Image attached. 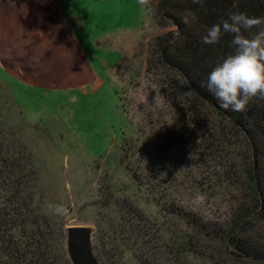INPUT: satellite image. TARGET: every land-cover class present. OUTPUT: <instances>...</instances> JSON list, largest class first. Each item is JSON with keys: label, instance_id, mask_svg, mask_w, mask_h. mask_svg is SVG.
<instances>
[{"label": "trees", "instance_id": "1", "mask_svg": "<svg viewBox=\"0 0 264 264\" xmlns=\"http://www.w3.org/2000/svg\"><path fill=\"white\" fill-rule=\"evenodd\" d=\"M151 1L158 27L175 28L149 43L147 71L160 64L175 72L218 120L208 115L191 131L192 116L200 115L176 93L175 82L162 84L170 109L156 111L155 123L147 113L148 123L185 117L177 151L156 139L124 153L130 158L124 167L155 215L132 207L131 216L108 218L94 257L99 264H122L123 247L138 264H264V97L251 98L242 111L220 107L202 82L218 59L233 52L232 36L225 33L211 45L201 40L233 12L264 18V0ZM259 30L264 23L250 31ZM13 105L0 95V264H73L39 168L2 113Z\"/></svg>", "mask_w": 264, "mask_h": 264}, {"label": "rangeland", "instance_id": "2", "mask_svg": "<svg viewBox=\"0 0 264 264\" xmlns=\"http://www.w3.org/2000/svg\"><path fill=\"white\" fill-rule=\"evenodd\" d=\"M61 1L65 9L47 21L36 0H0V95L14 104L2 113L39 168L49 211L63 222L67 251L81 245L94 255L108 218L131 216L132 207L155 215L124 167L130 159L124 153L156 139L177 151L185 117L175 114L156 124L152 118L170 109L162 84H178L176 93L200 115L192 116L191 131L215 113L180 85L175 72L160 64L147 71L149 43L175 28L158 27L151 0ZM52 8L61 12L51 3L48 11ZM18 27L24 29L12 34ZM31 29L44 41H31ZM95 38L108 52L102 62ZM147 113L154 123H148Z\"/></svg>", "mask_w": 264, "mask_h": 264}, {"label": "clouds", "instance_id": "3", "mask_svg": "<svg viewBox=\"0 0 264 264\" xmlns=\"http://www.w3.org/2000/svg\"><path fill=\"white\" fill-rule=\"evenodd\" d=\"M261 23L264 18L237 11L212 24L201 37L204 44L211 45L225 33L232 36L233 52L218 59L202 82L222 108L242 111L251 98L264 97V30L250 31ZM121 259L122 264H138L132 251L123 247Z\"/></svg>", "mask_w": 264, "mask_h": 264}, {"label": "crops", "instance_id": "4", "mask_svg": "<svg viewBox=\"0 0 264 264\" xmlns=\"http://www.w3.org/2000/svg\"><path fill=\"white\" fill-rule=\"evenodd\" d=\"M36 1H38L39 3H40V9L41 10H44V13H42V16H44V15H49V18H46V20L47 19H53V18H55V16H57L58 14H61L62 13V11H63V9H65L64 7V4L65 3H63L61 0H36ZM135 2H136V4L137 5H140V3H141V0H135ZM54 4L55 5V7H57L58 8V10H60L61 9V12H52L53 11V8L52 9H49V11H48V8H49V6H50V4ZM61 3H63V6H61ZM19 5L20 4H15L14 6L15 7H19ZM42 18V17H41ZM39 20V19H38ZM38 20H36V21H38ZM49 20H47V21H49ZM71 20L73 21V22H71L72 24H75V20H74V14L73 13H71ZM48 23V22H47ZM42 24H43V19H42ZM76 26H77V24H75ZM31 26V25H30ZM29 26H27V27H24V28H28ZM21 28V29H20ZM24 28H22V27H18V28H16L15 30H14V32L12 33V34H16L18 31H21L22 29H24ZM83 30H84V26H83V28H82ZM33 30V31H32ZM35 30L36 29H31V31L32 32H34L33 34H32V37L30 38L31 39V41H33V40H37L36 38H38L39 39V37H41V38H43V41H44V35H37V34H35ZM35 36V37H34ZM40 38V39H41ZM96 38H95V41H94V44H95V47L97 48V50H98V54H99V57H97V58H99L100 60H101V62L103 61V60H105L106 59V55H107V51H102L101 50V48L100 47H98L97 45H96ZM99 40V39H98ZM11 42V41H10ZM12 46H14V43H12V45L10 46V48H9V50H8V54H13L12 53V51H11V48H12ZM24 57V56H23ZM102 58V59H101ZM110 59H111V61H112V57L110 56L109 57Z\"/></svg>", "mask_w": 264, "mask_h": 264}, {"label": "water", "instance_id": "5", "mask_svg": "<svg viewBox=\"0 0 264 264\" xmlns=\"http://www.w3.org/2000/svg\"><path fill=\"white\" fill-rule=\"evenodd\" d=\"M68 210H70V207H68ZM74 230L78 233L79 226L75 227ZM67 252L73 264H99L91 249L90 253H88L81 245L71 246Z\"/></svg>", "mask_w": 264, "mask_h": 264}]
</instances>
